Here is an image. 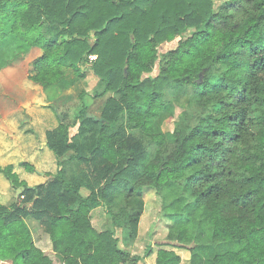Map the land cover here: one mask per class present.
Instances as JSON below:
<instances>
[{"label":"trees","instance_id":"obj_1","mask_svg":"<svg viewBox=\"0 0 264 264\" xmlns=\"http://www.w3.org/2000/svg\"><path fill=\"white\" fill-rule=\"evenodd\" d=\"M35 48L31 82L50 92L71 72L85 88L51 107L56 175L30 188L0 168L32 205L0 204V263L54 264L35 245L32 216L61 264H182V253L209 251L210 264H264V0H0V73ZM174 89L190 98L170 139L157 122ZM149 192L171 223L161 225L168 243L143 257L119 234L139 238Z\"/></svg>","mask_w":264,"mask_h":264},{"label":"crops","instance_id":"obj_2","mask_svg":"<svg viewBox=\"0 0 264 264\" xmlns=\"http://www.w3.org/2000/svg\"><path fill=\"white\" fill-rule=\"evenodd\" d=\"M41 55L40 49H32L21 63L0 73V168L13 166V172L30 188L45 184L59 169L58 158L49 147V137L57 131L60 119L51 107L61 108L69 104L85 88L71 72L50 92L31 82L28 64H33ZM107 99L95 100L90 111L94 106L100 108L102 103L104 107ZM70 135L73 134L70 132ZM14 189L0 174L1 205L9 207L18 201L19 189L13 195ZM12 199L13 203L9 204Z\"/></svg>","mask_w":264,"mask_h":264},{"label":"rangeland","instance_id":"obj_3","mask_svg":"<svg viewBox=\"0 0 264 264\" xmlns=\"http://www.w3.org/2000/svg\"><path fill=\"white\" fill-rule=\"evenodd\" d=\"M177 46V42H171L159 47L161 53H166ZM35 56V55H34ZM33 56V57H34ZM32 57V58H33ZM34 62V61H33ZM28 64V63H27ZM30 66L29 70L33 67V64H28ZM158 73L157 69H155L153 75ZM97 78L89 74L87 82L89 84L88 91L93 92V89L97 85ZM171 102L168 105L166 111L162 114L159 121L157 122V129L164 133L168 138H172L174 130L176 128L177 123H182L185 118L188 116L187 112V103L190 98L189 93L186 90L174 89L171 91ZM109 96V95H108ZM108 96L106 98H108ZM112 96V95H110ZM103 103L100 108H95L92 110L90 114L99 118L102 113L104 107ZM102 107V108H101ZM91 126H89L90 128ZM77 129L73 128L70 135V138L74 136V134L79 133V125L76 126ZM72 154H75L72 152ZM74 167V166H73ZM3 179V178H2ZM49 181V180H48ZM47 181V182H48ZM16 190V191H15ZM13 195L17 194V189L12 191ZM81 194L83 197H90L92 196V192L87 188L81 189ZM18 201L16 202L19 206H26L28 210L31 209V203L27 204L24 202L21 195L19 196ZM146 210L142 218V224L140 227V235L136 241H129L125 239V236L120 233L121 238V248L128 249L135 254L140 256H145L146 249L150 244H164L168 243L166 241L167 229L161 226L164 224H170V221L167 220H160L158 219V210H159V200L155 196L153 192H149L146 194ZM13 203V199L11 203ZM8 206V205H7ZM94 217V225L97 229H104L105 220L102 213H95ZM27 225L32 233L35 245L45 252L48 256H50L54 260V264H61L58 259L56 258V254L53 251L52 242L50 236L44 231L41 226L40 221L35 220L32 216L30 218H26ZM183 255V262L182 264H210L212 260V252L209 251L206 254H197L192 257L189 252L182 253ZM155 255L152 256V259H144L139 264H154ZM154 259V260H153ZM191 259V260H190ZM0 264H7V263H0Z\"/></svg>","mask_w":264,"mask_h":264},{"label":"water","instance_id":"obj_4","mask_svg":"<svg viewBox=\"0 0 264 264\" xmlns=\"http://www.w3.org/2000/svg\"><path fill=\"white\" fill-rule=\"evenodd\" d=\"M199 83H201V80L199 81ZM88 118H94V119H98V118H96L95 116H93L92 114H88ZM61 119V118H60ZM25 190V188H21V189H19L18 190V195L20 196V195H22V193H23V191Z\"/></svg>","mask_w":264,"mask_h":264}]
</instances>
